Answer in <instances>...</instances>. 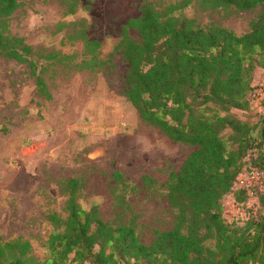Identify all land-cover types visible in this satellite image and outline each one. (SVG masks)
Returning <instances> with one entry per match:
<instances>
[{
  "label": "trees",
  "instance_id": "trees-1",
  "mask_svg": "<svg viewBox=\"0 0 264 264\" xmlns=\"http://www.w3.org/2000/svg\"><path fill=\"white\" fill-rule=\"evenodd\" d=\"M192 1L143 0L141 13L122 25L120 40L129 63L127 98L144 120L195 146L178 171H169L166 181L168 200L177 209L173 227L158 230L154 240L143 242L136 214L113 223L101 216L96 203L83 206L79 198L85 177L73 175L66 183L67 215L57 211L47 215L53 228L48 255L40 264H264V213L237 223L224 214L223 201L228 193L238 203L247 198L245 188L235 187L247 161L264 171V114L250 122L231 113L233 108L251 106L253 73L264 67V0H201L213 8L261 4L251 29L242 34L222 25L196 23L183 12ZM60 2L66 14L75 13L80 4ZM22 3L0 0V55L26 62L39 94L52 98L43 67L32 57L34 46L10 31L12 14ZM66 24L61 21L59 28ZM70 36L92 49L100 45L84 29ZM45 55L65 58L56 51ZM100 63L94 53L80 66ZM226 129L232 131L228 137ZM112 175L115 205L127 210L133 186L121 170ZM142 180L151 185L154 179L145 174ZM253 188L263 208L264 187ZM0 264H34L31 242L0 239Z\"/></svg>",
  "mask_w": 264,
  "mask_h": 264
},
{
  "label": "rangeland",
  "instance_id": "rangeland-1",
  "mask_svg": "<svg viewBox=\"0 0 264 264\" xmlns=\"http://www.w3.org/2000/svg\"><path fill=\"white\" fill-rule=\"evenodd\" d=\"M22 1L12 14L10 31L34 46L32 57L43 67L53 96L39 94L26 62L0 55V239L29 240L34 264L44 261L53 228L47 215H67L66 183L82 175L81 204L90 208L96 203L101 216L113 223L136 214L140 238L150 243L158 230L175 223L177 209L168 200L166 181L169 171H178L195 146L144 120L127 98L129 63L120 45L121 29L141 13L143 0H80L78 10L70 14L60 0ZM261 11V4L213 8L201 0L183 9L200 25H222L239 34L251 29ZM61 21L68 24L59 28ZM79 29L100 45L92 49L70 36ZM50 51L65 58H48ZM94 53L101 63L81 67ZM252 85L251 106L231 110L250 122L264 114V67L255 69ZM231 132L226 129L224 136ZM116 169L133 186L127 210L115 205ZM145 174L154 179L151 185L143 182ZM223 201L224 214L237 223L264 213L256 195L238 203L228 193Z\"/></svg>",
  "mask_w": 264,
  "mask_h": 264
},
{
  "label": "built area",
  "instance_id": "built-area-1",
  "mask_svg": "<svg viewBox=\"0 0 264 264\" xmlns=\"http://www.w3.org/2000/svg\"><path fill=\"white\" fill-rule=\"evenodd\" d=\"M248 159L249 158L247 157V160ZM263 179L264 171L257 166L252 165L250 161H247V165L238 176V181L236 184H238V187L245 188L249 197H253L255 195V190L253 187H257L258 189L262 190L264 187Z\"/></svg>",
  "mask_w": 264,
  "mask_h": 264
}]
</instances>
